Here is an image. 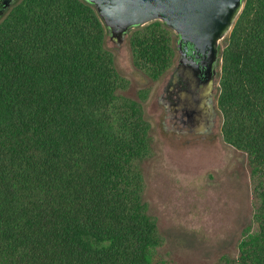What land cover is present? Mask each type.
<instances>
[{
	"label": "trees",
	"instance_id": "trees-1",
	"mask_svg": "<svg viewBox=\"0 0 264 264\" xmlns=\"http://www.w3.org/2000/svg\"><path fill=\"white\" fill-rule=\"evenodd\" d=\"M134 68L159 81L178 36L129 34ZM86 0H16L0 17V264H173L146 199L154 130ZM220 135L246 157L251 222L235 254L264 264V0H245L221 45Z\"/></svg>",
	"mask_w": 264,
	"mask_h": 264
},
{
	"label": "rangeland",
	"instance_id": "rangeland-1",
	"mask_svg": "<svg viewBox=\"0 0 264 264\" xmlns=\"http://www.w3.org/2000/svg\"><path fill=\"white\" fill-rule=\"evenodd\" d=\"M108 47L130 87L149 91L145 111L155 152L145 165L146 199L166 237L163 255L173 264H214L223 255L235 254L251 222L253 193L246 157L220 135L217 101L212 133L183 136L164 129L163 121L169 127L170 122L164 120L157 96L173 67L152 82L134 68L129 35L120 46L109 40Z\"/></svg>",
	"mask_w": 264,
	"mask_h": 264
},
{
	"label": "water",
	"instance_id": "water-1",
	"mask_svg": "<svg viewBox=\"0 0 264 264\" xmlns=\"http://www.w3.org/2000/svg\"><path fill=\"white\" fill-rule=\"evenodd\" d=\"M16 0H0L10 8ZM94 6L111 40L125 43L137 27L165 23L178 36V49L190 46L203 59L209 80L215 84L221 45L238 20L245 0H86ZM3 12L0 13V17Z\"/></svg>",
	"mask_w": 264,
	"mask_h": 264
},
{
	"label": "flooded vegetation",
	"instance_id": "flooded-vegetation-1",
	"mask_svg": "<svg viewBox=\"0 0 264 264\" xmlns=\"http://www.w3.org/2000/svg\"><path fill=\"white\" fill-rule=\"evenodd\" d=\"M8 9L3 5L0 13L4 14ZM177 55L174 66L168 76L164 77L157 96L158 104L165 114L164 120L170 122L169 127L166 121H163V128L183 136L210 134L215 121L213 117H217L214 106L219 65L213 84L209 80L207 68L202 65V57L197 58L190 46L183 45L181 51L178 49Z\"/></svg>",
	"mask_w": 264,
	"mask_h": 264
}]
</instances>
